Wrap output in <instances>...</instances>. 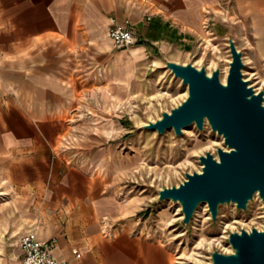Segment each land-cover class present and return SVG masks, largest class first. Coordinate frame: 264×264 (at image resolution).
Listing matches in <instances>:
<instances>
[{"label":"crops","instance_id":"obj_1","mask_svg":"<svg viewBox=\"0 0 264 264\" xmlns=\"http://www.w3.org/2000/svg\"><path fill=\"white\" fill-rule=\"evenodd\" d=\"M221 2L0 0V195L9 196L17 264L29 230L56 238L55 256L69 264H177L171 242L136 217L142 201L120 196L123 126L113 113L152 88L151 73L203 44ZM245 2L255 31L257 0ZM112 24L139 42L117 47Z\"/></svg>","mask_w":264,"mask_h":264},{"label":"rangeland","instance_id":"obj_2","mask_svg":"<svg viewBox=\"0 0 264 264\" xmlns=\"http://www.w3.org/2000/svg\"><path fill=\"white\" fill-rule=\"evenodd\" d=\"M248 5L245 0H222L217 10L209 12L205 19L203 44L174 62L190 63L209 72L218 68L221 72L231 59L228 49L229 39H233L242 52L243 79L258 89L257 92H264V47L259 45L250 29V19L244 16ZM256 7L258 11L264 8V0H257ZM214 59L216 63L212 62ZM148 77L152 80V88L140 92L138 98L120 103L113 113L114 119L121 121L123 126L115 139L121 143L118 150L123 159L119 164L120 196L142 201L136 217L146 231L171 242L176 250L177 264H211L213 252L230 253L228 238L231 232L249 231L264 225V202L253 198L246 210L238 209L236 203L222 204L216 221L212 220L209 207L206 210L203 206L196 210L187 226L182 221L184 215L177 202L159 200L161 189L179 186L187 173L200 170V156L207 152L217 156L218 148L226 145L209 123H205L203 130L193 123L185 127L187 131L184 128L180 136L174 129L159 134L157 130L145 128L149 121L161 119L164 111L170 112L186 98L182 81L166 64ZM8 200V195H0V264H17L11 254L15 231L11 220L13 213L3 205Z\"/></svg>","mask_w":264,"mask_h":264},{"label":"water","instance_id":"obj_3","mask_svg":"<svg viewBox=\"0 0 264 264\" xmlns=\"http://www.w3.org/2000/svg\"><path fill=\"white\" fill-rule=\"evenodd\" d=\"M229 50L232 62L226 85L218 68L209 76L204 67L167 61L166 67L188 86V96L170 112L164 111L161 119L145 125L159 134L174 129L180 136L193 123L203 130L208 120L228 147L218 148V158L211 152L200 156L201 173H187L179 186L159 191V200L181 205L187 226L203 202L213 221L222 204L236 203L238 209L246 210L256 193L264 202V92L257 94L243 79L242 52L233 39H229ZM250 231L231 232L228 240L233 252H213L211 264H264V228Z\"/></svg>","mask_w":264,"mask_h":264},{"label":"built area","instance_id":"obj_4","mask_svg":"<svg viewBox=\"0 0 264 264\" xmlns=\"http://www.w3.org/2000/svg\"><path fill=\"white\" fill-rule=\"evenodd\" d=\"M109 37L119 48L129 47L139 42V38L130 26L112 24L109 30ZM102 226L103 234L112 236L115 225L104 219ZM56 243V238L40 240L35 231L29 230L25 232L18 242L21 250L20 264H69V262L59 260L55 256Z\"/></svg>","mask_w":264,"mask_h":264},{"label":"bare ground","instance_id":"obj_5","mask_svg":"<svg viewBox=\"0 0 264 264\" xmlns=\"http://www.w3.org/2000/svg\"><path fill=\"white\" fill-rule=\"evenodd\" d=\"M248 15H250L251 16V19H252V25L254 26V27H257V28H255L254 30L255 31H253L254 33H255V35H256V37H257V39H258V43H259V45H261V46H263L264 47V8H262L260 11H257V12H254V13H251V14H248ZM252 32V33H253ZM247 34V33H246ZM248 35V34H247ZM247 35H246V37H247ZM248 38V37H247ZM254 38V37H253ZM239 48V47H238ZM229 50V49H228ZM230 51V50H229ZM251 51V50H250ZM258 51V50H257ZM252 52V51H251ZM231 55V54H230ZM258 60V59H257ZM212 62L213 63H216V61L215 60H212ZM232 62V56H231V59L229 58L228 59V62H227V64H226V66L223 68V69H221V81L223 82V84H227V77H228V74H229V71H230V68H231V66H230V63ZM256 62H258V61H256ZM256 65H257V63H255ZM264 67V66H263ZM207 73H208V75L209 76H212V71L211 72H209V71H207ZM261 73V72H260ZM259 78V77H258ZM181 80V79H180ZM261 81V80H260ZM261 82H263V80L261 81ZM184 87H185V97H187L188 96V86L187 85H184ZM255 91L257 92L258 91V89H255ZM257 94H258V92H257ZM205 123H209L208 122V120H206L205 121ZM187 131V129L185 128V132ZM143 139V138H142ZM133 148H134V146H133ZM136 148V147H135ZM144 148V147H143ZM225 150H228V147L226 146L225 148H224ZM186 150V149H185ZM137 152V151H136ZM156 152V151H155ZM158 152V151H157ZM148 156V155H147ZM124 158V157H123ZM136 158V157H135ZM158 158V157H157ZM216 158H218V156H216ZM140 159V158H139ZM135 161V160H134ZM119 166V165H118ZM120 167V166H119ZM127 167V166H126ZM202 168V167H201ZM201 168H200V170H199V172L201 173ZM126 170V169H125ZM255 199L256 198H259L260 199V197H259V195H258V193H256L255 194V197H254ZM178 203V202H177ZM179 204V203H178ZM177 204V205H178ZM180 205V204H179ZM205 207L206 208V210H208V206H207V202H203V203H201L200 205H199V208L197 209V211H199V209L201 208V207ZM180 207H181V205H180ZM209 211V210H208ZM182 217V216H181ZM264 228V225L262 226V227H260V228H258L259 230H262ZM249 232H251L250 230H249ZM231 252H233V249H232V247H231V250H230V253Z\"/></svg>","mask_w":264,"mask_h":264}]
</instances>
